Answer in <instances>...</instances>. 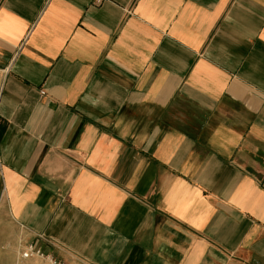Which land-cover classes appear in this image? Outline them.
Segmentation results:
<instances>
[{
    "label": "crops",
    "instance_id": "crops-1",
    "mask_svg": "<svg viewBox=\"0 0 264 264\" xmlns=\"http://www.w3.org/2000/svg\"><path fill=\"white\" fill-rule=\"evenodd\" d=\"M264 264V0H0V264Z\"/></svg>",
    "mask_w": 264,
    "mask_h": 264
},
{
    "label": "built area",
    "instance_id": "built-area-1",
    "mask_svg": "<svg viewBox=\"0 0 264 264\" xmlns=\"http://www.w3.org/2000/svg\"><path fill=\"white\" fill-rule=\"evenodd\" d=\"M25 254L32 255L37 254L40 256H45L48 260V264H66L63 260L55 258L49 254H45L35 243H31L28 245Z\"/></svg>",
    "mask_w": 264,
    "mask_h": 264
}]
</instances>
